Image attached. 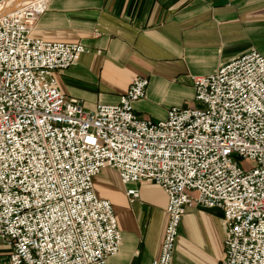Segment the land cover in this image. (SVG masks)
Wrapping results in <instances>:
<instances>
[{
    "label": "built area",
    "instance_id": "built-area-1",
    "mask_svg": "<svg viewBox=\"0 0 264 264\" xmlns=\"http://www.w3.org/2000/svg\"><path fill=\"white\" fill-rule=\"evenodd\" d=\"M47 7L27 0L0 13V239L10 264H107L116 256L123 238L115 210L95 189L106 168L125 186L154 184L167 195L152 264H171L192 206L222 215L220 264H264V56L253 50L194 76L196 105L173 107L164 121L135 110L147 96L144 77L118 104L87 110L55 77L86 47L32 36ZM126 193L132 203L140 198L138 188Z\"/></svg>",
    "mask_w": 264,
    "mask_h": 264
},
{
    "label": "crops",
    "instance_id": "crops-1",
    "mask_svg": "<svg viewBox=\"0 0 264 264\" xmlns=\"http://www.w3.org/2000/svg\"><path fill=\"white\" fill-rule=\"evenodd\" d=\"M32 36L86 47L78 62L55 77L60 90L87 110L118 104L144 77L147 96L135 110L161 120L173 107L196 105L194 76L214 74L253 50L264 56V0H48ZM130 188L140 190L133 203ZM95 189L111 201L123 238L107 264L159 259L168 224L165 191L154 184L125 186L111 168L96 177ZM225 238L219 211L188 207L171 264H220ZM10 252L0 239V264H10Z\"/></svg>",
    "mask_w": 264,
    "mask_h": 264
},
{
    "label": "bare ground",
    "instance_id": "bare-ground-1",
    "mask_svg": "<svg viewBox=\"0 0 264 264\" xmlns=\"http://www.w3.org/2000/svg\"><path fill=\"white\" fill-rule=\"evenodd\" d=\"M27 0H7L0 6V13L1 12H9L14 10L17 6H20L23 2ZM29 1V0H28Z\"/></svg>",
    "mask_w": 264,
    "mask_h": 264
},
{
    "label": "rangeland",
    "instance_id": "rangeland-1",
    "mask_svg": "<svg viewBox=\"0 0 264 264\" xmlns=\"http://www.w3.org/2000/svg\"><path fill=\"white\" fill-rule=\"evenodd\" d=\"M159 107H160L159 109H161V108H163V105H160ZM164 111H165V110H154V114H155V115H161ZM168 111H169V110H167V114H168ZM166 118H167V115H166V117H165L164 119H161V120H155V119H153V118H150V119H151L152 121H154V122H159V121H164V120H166ZM243 165H244L245 167H249V163H247V161H245Z\"/></svg>",
    "mask_w": 264,
    "mask_h": 264
}]
</instances>
